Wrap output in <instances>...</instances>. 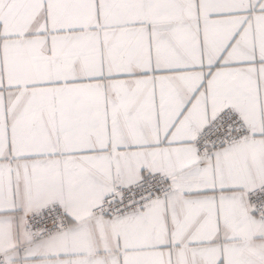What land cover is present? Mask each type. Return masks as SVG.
Instances as JSON below:
<instances>
[{
	"label": "snow or ice",
	"instance_id": "obj_1",
	"mask_svg": "<svg viewBox=\"0 0 264 264\" xmlns=\"http://www.w3.org/2000/svg\"><path fill=\"white\" fill-rule=\"evenodd\" d=\"M0 264H264V0H0Z\"/></svg>",
	"mask_w": 264,
	"mask_h": 264
}]
</instances>
